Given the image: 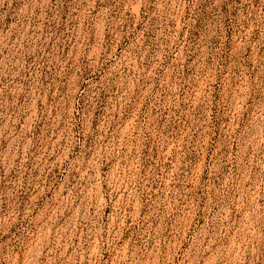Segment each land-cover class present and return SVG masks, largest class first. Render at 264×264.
Returning a JSON list of instances; mask_svg holds the SVG:
<instances>
[{"label":"rangeland","instance_id":"obj_1","mask_svg":"<svg viewBox=\"0 0 264 264\" xmlns=\"http://www.w3.org/2000/svg\"><path fill=\"white\" fill-rule=\"evenodd\" d=\"M0 264H264V0H0Z\"/></svg>","mask_w":264,"mask_h":264}]
</instances>
